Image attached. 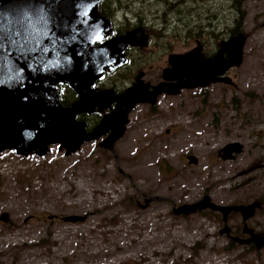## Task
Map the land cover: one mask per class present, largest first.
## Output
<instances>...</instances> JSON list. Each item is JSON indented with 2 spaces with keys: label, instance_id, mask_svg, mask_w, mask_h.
<instances>
[{
  "label": "rangeland",
  "instance_id": "obj_1",
  "mask_svg": "<svg viewBox=\"0 0 264 264\" xmlns=\"http://www.w3.org/2000/svg\"><path fill=\"white\" fill-rule=\"evenodd\" d=\"M156 1L149 0L154 9ZM137 4L126 17L118 15L114 28L127 31L145 22L148 45L127 53L135 62L152 53L139 70L144 82L162 81L170 54L187 53L199 42L204 55L213 56L221 43L240 35L242 62L226 73L231 84L162 94L154 111L149 104L136 105L125 134L113 143L115 155L102 148L101 138L71 154L58 145L43 157L1 153L0 264H264V247L254 243V251H245L251 243L237 241L225 250L231 237H250L244 225L264 232V0H185L176 4L181 14L174 21H183L188 11L184 23L190 34L180 21L159 42L148 29L156 24L162 34L160 14L151 7L141 12ZM240 14L239 33L231 36L228 30ZM127 68L95 87L121 93L134 81L126 78ZM233 142L243 146L241 153L230 160L217 156ZM126 196L136 197L139 209H126L121 204ZM205 198L221 207H261L246 221L232 212L224 222L219 211L207 208L173 213ZM73 217L83 219H66ZM225 225L229 236L220 233ZM199 242L203 247L192 254Z\"/></svg>",
  "mask_w": 264,
  "mask_h": 264
},
{
  "label": "water",
  "instance_id": "obj_2",
  "mask_svg": "<svg viewBox=\"0 0 264 264\" xmlns=\"http://www.w3.org/2000/svg\"><path fill=\"white\" fill-rule=\"evenodd\" d=\"M99 2L0 0V154L9 151L19 156L43 157L55 145L71 154L101 138L102 148L115 155L113 143L125 134L128 116L136 105L153 106L160 95L182 89L230 83L224 74L242 62L244 41L236 42L239 35L221 43L211 59H201L199 46L184 54H170L169 66L157 85L144 82V73L140 72L133 84L119 94L112 88L98 89L95 85L100 80L127 63L129 48L144 47L148 41L142 27L108 39L114 26L99 14ZM62 86L69 87L78 97L69 106L60 103ZM112 104L113 110L103 114L91 130L77 118L96 109L101 112ZM242 149L237 142L229 143L218 150V156L230 160ZM187 159L197 162L192 155ZM259 206L254 203L221 207L205 198L197 204L174 208L173 213L188 215L207 208L219 211L224 222L232 212H239L246 221ZM229 232L225 225L220 233ZM243 233L250 237H232L233 241L245 245L253 242L258 249L264 247V236L246 225Z\"/></svg>",
  "mask_w": 264,
  "mask_h": 264
},
{
  "label": "trees",
  "instance_id": "obj_3",
  "mask_svg": "<svg viewBox=\"0 0 264 264\" xmlns=\"http://www.w3.org/2000/svg\"><path fill=\"white\" fill-rule=\"evenodd\" d=\"M126 3L125 5L123 4L122 0H100L99 2V5H98V12L100 15L102 16H105L107 17L113 24V26H115V19L118 18V15L120 13H122V15L124 14V16L126 17V14L128 11L126 10H129L131 9L132 7L136 6L135 3H138L137 5L141 6V8L139 7V11L142 12L143 10V7H145V11L146 12L147 10V7H151L153 8V3H149V0H125ZM194 3H198L200 0H190ZM234 1V0H232ZM148 2V4L146 3ZM156 8L154 9V13L155 15L157 16V14H160V17L161 18V23L159 24L160 25V30L162 31V34L160 31H158L159 29H156V24H151L152 29H148V32L151 34L152 38H154L155 40H157L158 42L163 40L164 38H167V34L166 32H169L172 30V28L174 27V25H176V23H179L180 21L183 22L182 23V27L184 28H187L189 29L187 34H190L191 30H190V26L188 23H184V19L186 17H188V14H190L188 11H185V16H183V21L180 19V18H176V22L174 21L175 19V15H180L181 12L180 11H177L176 10V7L177 5L176 4H182L185 2V0H179L177 1L176 3L172 2V0H157L156 1ZM162 2V3H160ZM161 4V6H167V9L166 11L165 8L162 12H160V10L157 9V6ZM233 6V5H232ZM233 8H235L236 10V6ZM134 9V8H132ZM239 11V8L237 9ZM169 14V15H168ZM140 16V13L137 15V18ZM240 17L241 18H238L236 20L237 23L234 24V27L230 28L228 31L230 33L231 36H235V35H238V26H240V24L238 23V20H242L244 15L240 14ZM128 24V23H127ZM135 25H137V27H142L143 29H146V25H145V22H143L141 19L135 23ZM208 28V26H207ZM128 31V30H127ZM126 31H122L121 29H115L113 28V33L114 35H120V34H123L125 33ZM147 34V37H148V40H149V34L146 32ZM213 33H211L212 35ZM192 36H194L193 34H191ZM208 35L210 36V33H208ZM176 36V35H175ZM190 37V36H188ZM148 45V43H147ZM130 50V49H129ZM152 53H146L145 55H142L141 58H139L138 61H136L133 65V67L129 70L128 72V75H125L126 78H128L129 80H134L135 76L139 73V70L141 69V67L143 66L144 63H148L152 58ZM137 73V74H136ZM112 75V74H111ZM108 76V75H106ZM105 76V77H106ZM70 93V97L71 99L69 100L68 98H66L65 95L66 93ZM76 96L77 98V95L74 91H72L69 87L67 86H62L61 88V95H60V103L63 105V106H69L70 105V101L72 100V98H74ZM153 109V106L151 107ZM154 111V109H153ZM91 119L87 122V129L88 130H91L93 129L100 121L101 119V114L99 113H96L95 115H92L90 117ZM79 120H81L80 118H78ZM83 120V119H82ZM165 167L167 168V163L165 165ZM169 167V166H168ZM121 204L123 206H125L126 209H139L140 207V203L138 201V199L136 197H133V196H126L122 201H121ZM263 213H264V207H263ZM202 214H205V212H201ZM259 236H264V232H261V233H257ZM234 246V241L233 239L231 238L230 241H229V244L225 247V250H228L230 251L231 248ZM203 247L202 244L199 243H196L193 247H191V252L192 254H196L197 251L199 249H201ZM254 251V250H257L256 247L251 244L249 247H247L245 249V251Z\"/></svg>",
  "mask_w": 264,
  "mask_h": 264
},
{
  "label": "flooded vegetation",
  "instance_id": "obj_4",
  "mask_svg": "<svg viewBox=\"0 0 264 264\" xmlns=\"http://www.w3.org/2000/svg\"><path fill=\"white\" fill-rule=\"evenodd\" d=\"M145 31V30H144ZM146 32V31H145ZM201 47V50H200V53H201V56H202V58L201 59H211V58H213V56H208V55H204V49H203V45L202 44H200L199 42H196V47ZM194 49V48H193ZM129 50V49H128ZM128 53V52H127ZM127 57H128V60H127V63L124 65V66H122L119 70H121L122 68L124 69V68H127L128 66H129V64L131 63V62H133V64L131 65V66H129L128 68H127V70H130L132 67H133V65H134V63H135V59H132V61L130 60L132 57L131 56H129V55H127ZM169 66V65H168ZM167 68V67H166ZM165 68V69H166ZM232 68V67H231ZM230 68V69H231ZM229 69V70H230ZM118 70V71H119ZM164 70V69H163ZM228 70V71H229ZM118 71H116L115 73H113L112 75H114V74H116ZM227 71V72H228ZM140 72H142V71H139V73ZM163 72V71H162ZM226 72V73H227ZM138 73V74H139ZM144 73V72H143ZM226 73L224 74V76L225 77H228V76H226ZM137 74V75H138ZM137 75L135 76V79H136V77H137ZM224 76H222V77H224ZM143 77H145V73H144V76ZM162 77V76H161ZM229 78V77H228ZM135 79H134V81H135ZM230 79V78H229ZM133 81V82H134ZM162 82V81H161ZM232 82V81H231ZM231 82L230 83H225V82H216V83H222V84H226V85H230L231 84ZM160 83V82H159ZM133 84V83H132ZM131 84V85H132ZM211 84H215V83H210L209 85H211ZM208 85V86H209ZM207 87V86H206ZM205 88V87H204ZM116 93V92H115ZM118 94V93H117ZM78 98V97H77ZM77 98H76V96L74 97V98H72V100L70 101V105L74 102V101H76L77 100ZM69 100L71 99V97L70 98H68ZM113 108H114V104H112L111 106H109L103 113L102 112H99L97 109L95 110V111H93V112H91V113H89V112H85V113H81V114H79L78 116H77V118H80L82 121H85L86 122V124H87V122L91 119L90 117L92 116V115H95L96 113H99V114H101V117H102V115L104 114V113H109L110 111H112L113 110ZM188 156V155H187ZM217 156H218V152H217ZM236 213V212H235ZM230 235V234H229ZM228 235V236H229ZM247 236H249V235H247ZM232 238V237H231ZM253 243V242H252ZM251 243V244H252Z\"/></svg>",
  "mask_w": 264,
  "mask_h": 264
},
{
  "label": "bare ground",
  "instance_id": "obj_5",
  "mask_svg": "<svg viewBox=\"0 0 264 264\" xmlns=\"http://www.w3.org/2000/svg\"><path fill=\"white\" fill-rule=\"evenodd\" d=\"M115 91H116V90H115ZM129 120H130V119H129ZM154 198H155V197H154ZM157 198H158V197H157ZM158 199H160V198H158ZM158 199H157V200H158Z\"/></svg>",
  "mask_w": 264,
  "mask_h": 264
},
{
  "label": "snow or ice",
  "instance_id": "obj_6",
  "mask_svg": "<svg viewBox=\"0 0 264 264\" xmlns=\"http://www.w3.org/2000/svg\"><path fill=\"white\" fill-rule=\"evenodd\" d=\"M100 37H98V39H99Z\"/></svg>",
  "mask_w": 264,
  "mask_h": 264
}]
</instances>
